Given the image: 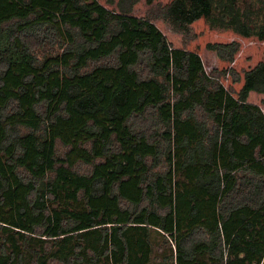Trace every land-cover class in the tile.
<instances>
[{
    "label": "trees",
    "instance_id": "trees-1",
    "mask_svg": "<svg viewBox=\"0 0 264 264\" xmlns=\"http://www.w3.org/2000/svg\"><path fill=\"white\" fill-rule=\"evenodd\" d=\"M264 262V0H0V264Z\"/></svg>",
    "mask_w": 264,
    "mask_h": 264
},
{
    "label": "rangeland",
    "instance_id": "rangeland-1",
    "mask_svg": "<svg viewBox=\"0 0 264 264\" xmlns=\"http://www.w3.org/2000/svg\"><path fill=\"white\" fill-rule=\"evenodd\" d=\"M251 3H256L258 0H246ZM150 240L153 245V255L148 264H174V243L168 236H163L157 231H152ZM55 262L54 264H56ZM264 264V262H263Z\"/></svg>",
    "mask_w": 264,
    "mask_h": 264
}]
</instances>
